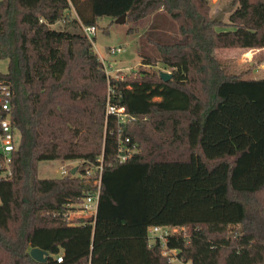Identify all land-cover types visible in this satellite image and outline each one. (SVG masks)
I'll return each instance as SVG.
<instances>
[{
	"label": "trees",
	"instance_id": "16d2710c",
	"mask_svg": "<svg viewBox=\"0 0 264 264\" xmlns=\"http://www.w3.org/2000/svg\"><path fill=\"white\" fill-rule=\"evenodd\" d=\"M212 5L0 0V60L8 62L0 82L13 90L21 133L14 176L0 181V264H173L159 238L151 243L153 225L179 228L167 244L193 264H264V77L229 76L217 54L264 47V0H232L228 20ZM124 14L152 19L140 70L116 77L83 25ZM168 22L179 31L172 42L162 40ZM150 45L158 56L146 55ZM159 62L169 81L143 68ZM169 127V147L184 146L186 156L151 143L148 128ZM139 140L141 150L121 162L122 142ZM55 159L82 166L40 177L39 162ZM88 179H101L97 213L76 216L98 187ZM33 247L48 261L35 260Z\"/></svg>",
	"mask_w": 264,
	"mask_h": 264
},
{
	"label": "rangeland",
	"instance_id": "374dc122",
	"mask_svg": "<svg viewBox=\"0 0 264 264\" xmlns=\"http://www.w3.org/2000/svg\"><path fill=\"white\" fill-rule=\"evenodd\" d=\"M212 12L213 14H220L224 20H228L229 15L233 11L232 0H212ZM152 17H147L136 22H130L124 17L112 18L110 16H104L100 18V26L97 27L96 41L94 43V48L100 58L105 60L106 69L111 76H136V72L140 70L142 64V42L143 37L148 29ZM54 28L64 27L63 22H59L53 26ZM73 29V27H70ZM133 28V32L129 29ZM162 30H164L165 36L162 37L164 41H173V38L179 37L178 27L172 22H168L163 25ZM122 47L123 50L116 54L109 52L111 47ZM146 55H159L155 46L150 45L144 47ZM218 59L220 60L222 66L224 67L225 73L229 76H242L246 78H262L264 77V47L262 48H250V49H240V48H225L219 49L217 51ZM8 62L6 60H0V70L6 71ZM143 68L147 70H156L158 72L167 71L172 72L170 68H167L163 63H158L156 66H144ZM188 116V115H186ZM122 119L126 120L125 116ZM147 133L156 139H152L151 143L165 144L168 148L170 140L171 127L161 130H155L148 128ZM167 140V141H165ZM136 141L134 145L128 146L131 153L138 152L141 150L139 144L144 146V142ZM170 152L174 155L172 156H186L188 150L181 146L179 150L174 149V147H169ZM176 152V153H175ZM82 166L81 160H71L63 162L60 159L55 160H45L39 162V175L42 178L49 177H60L62 176V167L67 169L79 168ZM87 183L95 185L96 180H87ZM243 198V197H241ZM72 214L76 216H86L82 210H77ZM179 229V228H178ZM165 230V227H164ZM171 231H175L174 228ZM151 241H153L152 234H149Z\"/></svg>",
	"mask_w": 264,
	"mask_h": 264
},
{
	"label": "built area",
	"instance_id": "2783aa9c",
	"mask_svg": "<svg viewBox=\"0 0 264 264\" xmlns=\"http://www.w3.org/2000/svg\"><path fill=\"white\" fill-rule=\"evenodd\" d=\"M83 31L94 43V38L96 37L97 27L95 25H83ZM123 48L120 47H111L109 52L116 54L121 52ZM105 62V60L101 57ZM264 66V62L262 63ZM108 72V69H107ZM14 98V93L10 85L0 82V181L9 180L14 176V155L18 150L21 142V133L20 130L14 125L12 120V102ZM124 107H114L110 106L109 111L113 113H118L119 115L124 112ZM123 117V116H122ZM129 141V138L127 139ZM120 155L119 159L121 162H126L132 155L130 152L127 143L122 142L120 146ZM72 171V169H71ZM70 172V169L62 167V176ZM100 183L101 179L96 181L98 186L94 194L88 196L82 204V212L88 215H95L98 209L99 196H100ZM175 231L160 225H153L149 227V234H152L153 243L157 238L162 242V253L165 256H168L173 264H193L192 261H186L178 257L177 250L172 249L168 246V234L170 232H178V228H174ZM63 259L62 256L58 257V261Z\"/></svg>",
	"mask_w": 264,
	"mask_h": 264
},
{
	"label": "water",
	"instance_id": "95a60500",
	"mask_svg": "<svg viewBox=\"0 0 264 264\" xmlns=\"http://www.w3.org/2000/svg\"><path fill=\"white\" fill-rule=\"evenodd\" d=\"M122 17L127 20L126 14L122 15ZM161 76L165 81H169L172 77V72L162 71ZM76 172L77 168H73L71 171L72 174H75ZM30 254L37 261L46 262L49 259V252L40 247L31 248Z\"/></svg>",
	"mask_w": 264,
	"mask_h": 264
},
{
	"label": "crops",
	"instance_id": "0c3cea01",
	"mask_svg": "<svg viewBox=\"0 0 264 264\" xmlns=\"http://www.w3.org/2000/svg\"><path fill=\"white\" fill-rule=\"evenodd\" d=\"M214 8V7H213ZM215 9V8H214ZM213 12H216V10H213Z\"/></svg>",
	"mask_w": 264,
	"mask_h": 264
}]
</instances>
